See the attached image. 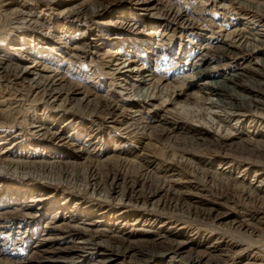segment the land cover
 Returning a JSON list of instances; mask_svg holds the SVG:
<instances>
[{"label":"rangeland","instance_id":"rangeland-1","mask_svg":"<svg viewBox=\"0 0 264 264\" xmlns=\"http://www.w3.org/2000/svg\"><path fill=\"white\" fill-rule=\"evenodd\" d=\"M171 1L174 10L183 15L184 22L176 24L165 19L163 12L149 10L153 0H0V58L14 60L11 62L19 61L21 66L32 67L40 72L45 66L49 72H53L52 75L64 73L67 82L78 83L81 88L89 91L93 95L91 100L113 98L120 106L135 97L128 99L126 92L122 94L111 85L114 83L116 87L117 82L125 83L130 75H135L133 70L139 69L141 74L143 68H146L145 70L155 73V77H149L151 82H147L143 88H151L158 78L163 79L160 89L164 91L182 85L181 94L176 98L178 104H175L176 107L171 105L170 110L174 113V110H179L184 105L204 118H208L206 111L211 109H205L203 101L208 103L217 100L214 96L202 93L204 83L242 70L255 79L251 88L264 82V75L251 70L259 69L264 74V45L255 43L254 46L258 47L254 54L242 52V57L233 62H228L225 48L221 47H234L238 41L235 36L240 35L239 32L249 37V42L252 39L249 35L258 36L264 42V0ZM244 1H254V5L262 7L257 11L245 6ZM83 9L93 10L94 13L90 11L89 16L78 18L77 13ZM35 21L38 25H33ZM155 24H161L162 27L170 25L168 35L162 37V29L153 33L151 26ZM208 38L216 48L204 54L200 47L209 41ZM71 50H78L80 58L69 61ZM202 54L206 57L199 60ZM117 58L122 60L124 67H129L115 72L109 61ZM194 63L197 70L211 67L214 70L209 76L185 80L186 76L195 72L189 71ZM245 84L244 81H238L237 90L243 92ZM21 85L16 88L10 82L0 80V123L10 121L16 125L11 133L0 125V132L4 131L1 135H8L0 143V156H10L9 159L13 161L22 159L37 162L41 159L48 162L51 158L53 162L68 166L70 171H76L81 176H84L86 166H92L100 176L116 174L119 176V184L125 178L128 181L141 180L137 189H146L153 182H170L172 191L169 194H158L154 203L161 200L169 202L172 198L173 206L179 197V205L184 209L180 212L162 209L153 204L135 205L126 200L120 201L116 194L111 193L106 197L103 193L96 195L90 190L83 191L80 186H69L64 183V178H49L48 183L34 180L21 171L16 172L3 165L0 166V221L8 222L5 221L7 213L19 207H28L32 213L35 209L38 211L37 208L46 212L44 218L13 219L14 228L19 225L28 226L25 228H32V231H27V234H11L10 238L4 232L0 234V250L5 249L12 254L10 257L3 256L4 260L17 264L21 259H29L30 251L38 244V239L43 237L51 239L42 243L44 249L54 250L55 254L51 256L64 260L74 255L77 256V264H95V254L102 250L97 252L98 249L91 250L87 247L82 252L75 251V247L82 245L79 241L88 238L82 232L68 230L66 226L78 224L93 231L100 230L97 241H106L111 232L123 234L122 238L133 242L136 251L148 250L147 244H141V240L150 243L149 240L155 239L159 248L186 242L180 257L148 259L145 264H185L186 261L180 258L188 256L201 257L197 264H216L218 260H221L220 264H264V162L248 161L251 153L243 150L240 145L241 142L246 145L245 140L249 139L264 145V115L260 111H249L239 120L227 117L212 125L204 124L202 120L168 116L166 126H170L172 132L161 136L162 126L154 122L155 114L144 109L136 122L148 124L147 130L133 134L128 124L122 125L112 116L99 114V107L98 111L90 114L77 111L72 106L58 108V103H51L52 106L43 102L32 104L28 93L27 102L24 99L20 105L16 100L20 99L19 95L27 96L28 84L25 82ZM259 97L262 99L261 104H264V94ZM154 102L159 103L157 100ZM128 105L124 109L133 113L136 109H130ZM13 109H18L17 112L20 111L23 115ZM243 110H246L245 106ZM211 112L224 116L217 109ZM15 113L18 117H14ZM158 113L160 116L164 114L161 109H158ZM46 126L51 133H61L62 140H54L55 137L48 135L40 139L33 131L37 127L46 129ZM194 130L207 140H215L216 135L221 132H229L233 136L223 143L222 149L218 151L219 155L213 157L209 153H201L203 150L197 152L199 150L195 146ZM45 140L50 144L44 143ZM10 145L12 148L8 150ZM207 145L209 142L205 144ZM246 146L252 147L253 144ZM155 147L172 151L176 156L171 161V158L166 159L167 156L161 158L160 154L154 153ZM83 148L84 153L81 151ZM258 152L264 155L263 148L252 154L260 156ZM179 161L183 164L177 163ZM185 161L189 165L184 164ZM77 185L82 186V183ZM30 190L42 192L45 198H51L53 204L51 201L38 203L37 198L30 199L33 197L27 193ZM243 192H249L255 197L252 201L247 200ZM21 193L28 194V198L15 200L16 194ZM189 210L192 214L210 212L212 217L194 216L188 214ZM218 214H222L224 219L216 220ZM54 216L63 218L54 224L61 228L46 225L49 217ZM75 217L82 222L71 219ZM244 218L254 232L248 228H235L233 222H242ZM14 228L12 230L16 231ZM157 233L163 235L156 238ZM118 242L122 243L121 240ZM112 243L113 246L118 245L117 242ZM34 260L30 264L46 262L47 259ZM104 264L138 263L129 255H124L113 257L111 262Z\"/></svg>","mask_w":264,"mask_h":264},{"label":"bare ground","instance_id":"bare-ground-1","mask_svg":"<svg viewBox=\"0 0 264 264\" xmlns=\"http://www.w3.org/2000/svg\"><path fill=\"white\" fill-rule=\"evenodd\" d=\"M252 2L256 3L254 1H252ZM252 2L244 1V3H245L244 5L248 6L251 9L259 11V9H261L262 6L254 5ZM149 5H150L149 2H147L148 7H149ZM172 5L173 4H172L171 0H153V2L151 4V9L146 8V10H148V9L149 10H155L156 12L161 11V12H163V16L165 17V19L167 18L168 20L173 21L176 24L184 22V18H183V15L181 14V12H179L178 10H174ZM102 8L104 9V6ZM90 11H91L90 9L89 10L83 9L82 11H79L77 13V17L79 18V16H82V17L89 16ZM91 13H94V11L92 10ZM77 17H76V19H77ZM185 21H187V20H185ZM34 23L35 24H33V25H38V23L36 21ZM155 25L151 26L152 30H154L153 33H157V32H159V30L162 29V31H163L162 37L165 35L166 36L168 35L167 31H168V28L170 27V25H164L163 27L161 26V24H159V25L157 24L156 26ZM238 34H240V35L235 36V38L236 37L238 38V41L236 43L237 45L235 44L234 47H230V46L224 47L225 45H221V47L225 48V53H226L228 60H229L228 62H231V61L233 62L234 59H238L239 57H242L241 55L244 52L245 53L250 52L251 54H254L256 51V47H258V46H254L255 43L256 44L259 43L260 45H264L263 40L259 39L258 36L256 37L255 35H249L252 37L251 41L249 42V37L245 36L241 32H239ZM233 35H234V33H233ZM208 39H209V41H207V43L202 44L200 47V49L203 50L204 54L207 52H210L212 48H216L212 45L213 43L210 42L211 41L210 38H208ZM142 41L144 42V40H142ZM145 44H148V43H146V41H145ZM145 44H142V46H144ZM140 48H142V47H140ZM146 49H145V51H146ZM111 53L114 54V52H111ZM80 56H81V54L78 52V50H71L70 56L68 57V60L69 61H75L76 59H79ZM201 56H199V60L204 59L206 57L203 54ZM140 57H142V55H140ZM11 61H14V60L9 59L8 61H6V60H3L2 58H0V78L10 82L11 85H14L15 87L16 86L18 87V85H21V84L23 85L26 82V84H28L26 94L27 93L29 94V97L32 100V104L35 102H43L46 105L50 104L49 106H52L51 103H58V104H60V106H56L58 108L63 109L64 106H72V107H75L77 111H80V110L86 111V112H90V114L93 113L94 111H98L97 108L99 107V110H100L99 114H105V115L110 116V117L112 116V118L117 119L118 122L121 123L122 125L128 124L130 126V128H132V130H131L132 133L133 132L136 133L139 131L145 132V130H147L146 128L148 127V124L145 125L143 121L136 122L137 118L142 115V111L144 109H146L148 113L155 114L153 117L154 122H156L160 126H162L161 127V133H160L161 136L166 135V133L168 135V133L172 132L170 129V126H168V125L166 126V123H167L166 117H168V116H170V117H177V116L180 117L181 116V117H184L185 119L189 118V119H192L195 121L202 120L203 122H205L204 124L212 125V124H214V122L217 123L219 121H223L227 117L228 118L235 117V118H237V120L242 119L245 116V113H247L249 111L250 112L260 111V114L264 115V108H263L264 104H261L262 99H260V97H259L262 93L264 94V89L261 88V87H264V82L261 81L258 83V85L260 87L259 86L258 87L252 86V88H251V83H253V81L255 79L251 76H247L246 73H244L245 71H243L242 69H241L242 71L233 72V73L224 75L221 79L212 80V81H209V82L203 84L202 91H204V92H202V93L203 94L206 93V95L214 96L217 98V100L215 102H212L210 100L211 102L205 103L203 101L202 104L203 105L205 104V109L206 108L211 109V110L206 111L208 113V114L206 113V117H208V118H204L203 115L201 116V114H199L197 112L193 113V110L191 108H188L187 106H184V105L183 106L179 105L180 106L179 110L175 108L176 110H174L173 111L174 113H172V109L170 110V108H172V107H170V106L171 105L174 106L175 104H178L176 102V98L178 95L181 94L180 90L182 89V85L177 87V88L171 87V89L169 91L168 90L164 91L163 89H160V87L162 88L160 83H162L163 79L158 78L157 82L152 83L151 88L145 89L142 86H145L147 84V82H149V81L151 82V79L148 80V78L149 77L151 78V76H152V78L155 77V75H154L155 73H153L152 71L149 72L148 70H145L146 68L145 69L143 68V71L141 72V74L138 72L139 69L133 70V71H135V75H133V76L130 75V78L125 83L117 82L116 87H115L114 83H113V85H111V86H114L113 88L117 89L122 94L124 92H126L125 96L128 99H130V97H132V96L135 97L132 100H128L129 102L126 103V104H129L127 106L128 108L136 109L132 113L129 110L126 111L124 109V107H126V104L121 103L122 105L120 106L118 104L119 102L113 98H112V100H108L105 98H101L98 100L97 98L94 97L95 100H91V97L93 95L90 94L89 91L84 90L83 87L81 88L80 84L67 82V78L65 77L66 75L64 73H57L55 75H52L51 73H53V72H49L45 66L43 67V69L40 72V71H37L35 68H32V67L21 66L19 61H17V60H16L17 62H11ZM109 62H111L113 64L112 68L115 72H119L121 69L129 67V66L124 67V63L122 62V60L120 61V58L114 59V60L109 61ZM43 63L44 62H42V64ZM195 67H196V63H194L191 67H189V71L192 70L191 72H193L195 70V72L191 73L189 76H186L185 80L190 79V78H197L198 79V78H200L202 76H206V75L209 76V74L211 75V73L214 70V67H211L209 69L205 68V69H201V70H197V68H195ZM251 70L255 71L259 75H264L263 72L259 69H251ZM148 73H150V74H148ZM2 79H0V80L2 81ZM183 79H184V77H183ZM238 81H244L246 83L243 90H242L244 93L239 92L237 90L238 88L236 86V83ZM9 87L11 88V86H9ZM7 91H9V90H7ZM258 91H259V93H258ZM10 92H9V94L12 93V92L11 93ZM198 92H201V90H198ZM28 94H27V96L25 95L26 97L19 95L20 99L16 100L17 101L16 103L22 105L24 99L26 100V98L28 97ZM244 94H247V95H244ZM224 95H227V97H225ZM10 98H12V97H10ZM134 99H136V100H134ZM154 100L155 101L157 100L159 103L157 104V102H154ZM26 102H27V100H26ZM29 102H31V101L29 100ZM29 105H30V103H29ZM244 106H245L246 110H248V111L243 110ZM175 107H176V105H175ZM10 108H12V107H10ZM158 109H161L164 112V114H162L160 116L158 113ZM214 109H217L218 111L220 110V113H222L224 116H220V114H215V112H211ZM13 110H16V112L18 111V109H13ZM17 113L21 114L20 111ZM157 113H158V115H157ZM209 113H211V114H209ZM174 114L176 116H174ZM204 114H205V112H204ZM21 115H23V114H21ZM16 116L18 117L17 114L14 117H16ZM206 120H208V122H206ZM22 122L24 123V121H22ZM0 125L3 126L7 131H10V133L12 132V128H15V126H16L15 123H12L10 121L8 123L2 122V123H0ZM35 127L33 129H35ZM126 127H127V125H126ZM33 131L37 135L40 136L39 137L40 139H41V137L48 135L52 138L55 137L54 140H57V141L62 140V134L61 133H55V132L51 133L50 130L48 129V127L46 129H44V127L43 128L37 127ZM1 132L3 133L4 131L2 130ZM1 132H0V143L5 141L6 137H8V135H6V134L4 136H2ZM193 136H194L195 146L199 150L197 152H201L203 150V152H201V153H204V154L209 153L213 157H216L217 155H219L218 151L222 149L221 146H223V143L226 140L231 139L233 135H232V133H229V132H221L220 134L216 135L217 138L215 140H212V139L207 140L206 137H203V135L201 133H197L194 130ZM249 140H245V144L248 146L253 144L252 147H247L246 145H244V142H241V144H240L241 146H243V150H246L249 153H251L249 155V157L247 158L248 161L250 160V162H254V163H258L260 161L264 162V155L263 154H261L260 152H258L260 154V156H256V155L252 154L254 152L257 153L259 148H263V151H264V145H262L260 143H255L256 141L252 142ZM43 142L47 143L48 141L45 140ZM207 142H209V145L205 146V144ZM254 144H256V146ZM204 147H206V148H204ZM9 148H12V145L8 146L7 149L9 150ZM151 148H153V147H151ZM155 149H156V147H155ZM81 151L84 153L85 152L84 148ZM154 153L158 154V155L160 154L161 158L167 156V158L166 157L165 158L166 159L171 158L170 161L172 160V157L174 158L176 156V153L174 154V153H172V151H167L162 147H161V149L157 148L156 150H154ZM9 157L10 156H0V166H3V165L8 166L11 169L13 168V170L16 172L21 171L22 174H25V175L29 176V178L34 179V180H42L45 183H48L49 178L51 179L54 177H58V179H60V180L62 178H64L66 180L64 182L65 184H69V186L72 185V187H78V186L83 187V191L90 190V192L92 191V193H94L96 195L97 194L101 195V193H103L104 195H107L106 197H108L112 193V194L118 195L120 198V201L126 200L127 202L133 203L135 205L136 204H141V205H146V204L152 205L153 204L156 207L160 206L162 209H170V210L180 211V212H183V209H184V208H182L183 207L182 205H179L180 204L178 201L180 199L179 197H177V200L173 206H172V202H171L172 198H171V201H169V202L161 200V201L154 203L155 202L154 199H155V197L158 196V194H161V193L169 194V192L172 191V185H170V182H162V183L153 182V184L151 186H148V188H146V189H143V188L137 189L138 184H141V182H142L141 180L136 179L137 181H135V180L128 181V180H125L126 179L125 178L124 181L121 182V184H119L118 183L119 176H116V174H115V176H110V175H108V173L100 176V174L97 172V170H95L96 168H92V166H88V167L86 166L84 176H81L80 174H77L76 171H73V170L70 171L68 166H62L63 164L60 165L57 162H53L51 158L49 160H47L48 162H43L44 159H41V160H39L40 162H37L36 160H31V161L29 160L28 161V160H22V159L20 161H18L19 159L17 161H15V160L13 161L12 159L10 160ZM20 158H22V157H20ZM182 161H179L177 163H182ZM187 161H185L184 164L189 165ZM192 169H193V167H192ZM120 175H122V174H120ZM130 176L132 177V175H130ZM141 176H142V174H141ZM144 176H145V174H144ZM77 183H82V186L77 185ZM79 190L81 191L80 188H79ZM23 192L26 193L27 191H23ZM27 193L29 195L32 194L33 197H30V199L34 198V200H35L37 198L38 203L42 202V201H44V203H48L51 201V204H53L51 198H49V199L45 198L44 194H42V192H39L38 190H36V191L30 190ZM22 194L23 193H21V195L16 194L15 200L21 201V200H25V198H28V197H26V195L28 196V194H25V195H22ZM243 194L245 195V197H247V200H250V201H252V198L255 197V196H252V194L249 192H243ZM44 198H45V200H44ZM47 206H48V204H47ZM29 209L30 208H28V207H19L18 209H15L11 212H8L6 215L7 220H5L8 222L0 221V234L4 232L10 238L11 234H18V233H22V232L23 233L25 232V234H27V231H29V230L32 231V228L31 229L25 228L28 226L19 225L17 228H14L15 224L13 221V219H15V218L33 219L36 217L44 218L46 216V212L43 211V209H41V208H37L38 211H36V209L35 210L33 209L34 210L33 213ZM185 211H187V209H185ZM188 214H192V211L189 210ZM192 215L202 216V217H207V218L212 217V214H210V212H206V213L194 212ZM58 218L56 216L49 217L48 223H46V225H48V227H49V226L54 225L63 219L62 217H58ZM71 219L79 221V223L82 222V220L79 219L78 217L77 218L76 217L71 218ZM217 219H224V217L222 214H218L216 216V220ZM86 220L90 221L89 218H87ZM247 221L248 220H246L244 218V220H242V222L241 221L240 222H233V224H234V226H236L235 227L236 229H239V228L251 229L250 228L251 225L247 224ZM61 225H62V223H61ZM66 227L68 228V230L77 231L79 233L82 232L83 235L85 234V236H87V238H88V239L83 240L82 242L79 241V243H81L82 245L75 247V251H81L82 252L83 250L88 249V248L91 250L98 249L97 252L99 251V249L102 250V251H99L101 253L95 254L96 258H97L95 264L102 263V261H103L102 264H104V262L108 263V262L112 261L113 257L124 256V255L125 256L129 255L133 259V261L135 263H138V264H141L140 262H143V264H145V263H147L148 259H154V258H160L161 259L162 257H170L171 259L172 258L174 259V258H178L181 256L183 249L185 248L184 245H186L185 244L186 242H179L177 244L172 242L173 245L170 244V246H165L163 248H159L156 245L155 239L149 240L148 242H150V243H145L144 240H141L140 241L141 244L142 243L147 244L148 250L146 252L142 251V249L136 251V250H134L133 242H129L126 239L124 240L122 238L123 234L116 233V231L109 233L106 241H97L99 239V238H97V236L99 235L98 233L100 232V230L93 231V230H90L88 227H83L82 225H78V224L77 225H69L68 224ZM13 228L17 229V230L13 231L12 230ZM55 228H61V226L56 225ZM251 230H252L251 232H254V229H251ZM162 235H163L162 233H157V236H155V237L158 238L159 236H162ZM24 238H26V236H24ZM38 240H39L38 244L35 246V248L33 250L30 251L31 255H30L29 259H26V260L21 259V261L20 262L18 261L17 264H30L32 261H35L34 259H40V258L45 259V260L47 259V260H46V262L40 261V262H38V264H47V263L77 264V263H79L78 261L76 262L77 256L75 257L74 255L72 257H69L68 259H64V260H59L60 258H58V256L57 257L51 256V254H53V253L55 254V252H53L54 250L53 251L46 250L43 248L44 244H42V243H45V242L51 240L50 238L47 239V238L42 237ZM118 240H121L122 243L118 242ZM8 241H10V240H8ZM112 242H117L118 245L113 246ZM72 249H74V248H72ZM8 255H9V257L12 256V254H10L7 250H5V249L0 250V264H11V263L7 262V260L3 259V256H8ZM49 258H53V259L50 260ZM102 258H105V259H102ZM200 258L201 257H198V256L195 258H191L190 256H188L187 258H180V259L183 261H186L185 264H197V263H199ZM23 261H26V262H23ZM217 262L219 263V262H221V260H218ZM217 262H216V264H218Z\"/></svg>","mask_w":264,"mask_h":264}]
</instances>
